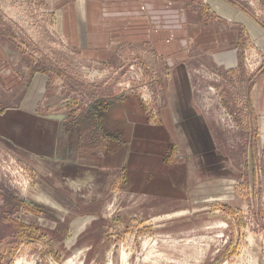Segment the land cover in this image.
Masks as SVG:
<instances>
[{
    "label": "rangeland",
    "instance_id": "374dc122",
    "mask_svg": "<svg viewBox=\"0 0 264 264\" xmlns=\"http://www.w3.org/2000/svg\"><path fill=\"white\" fill-rule=\"evenodd\" d=\"M87 2L0 0V112L28 92L36 72L48 76L37 112L63 122L60 157L101 159L109 173L107 188L89 202L68 176L34 164V154L0 134V264H264V0H177L175 38L186 21L195 28L183 54L214 144L199 140L197 160L189 127L186 145L161 127L168 64L152 45H126V31L102 29L105 42L89 47ZM104 6L103 23L106 13L120 19L116 31L138 16L124 15L123 0ZM146 17L148 32L157 20L173 24L164 14ZM211 21L238 32L234 52L194 43ZM130 96L152 127L137 130L154 146L153 157H139L151 167H137L133 143L143 137L135 139L127 121L111 132L99 118Z\"/></svg>",
    "mask_w": 264,
    "mask_h": 264
},
{
    "label": "crops",
    "instance_id": "0c3cea01",
    "mask_svg": "<svg viewBox=\"0 0 264 264\" xmlns=\"http://www.w3.org/2000/svg\"><path fill=\"white\" fill-rule=\"evenodd\" d=\"M123 1L124 15L128 13L125 11H130L131 15L135 13L138 16L132 18L126 17L125 30L120 29V31L114 30L116 25L115 22H119L120 19L115 18L111 13H106V20H104L105 23H103L101 9L102 5L104 6V0L102 2L97 0H91L89 3L87 2V8L82 9L83 16L86 15V17L89 18L91 25L90 27L86 25L87 29L89 28L88 31L91 32L90 37L86 40L87 42L94 41L91 45L88 43V46L95 47L99 45L100 41L101 44L105 42L106 38L100 39V41L98 40L102 38V34H104L101 31L102 29L109 32L111 36H114V33L118 34L126 31V45H133L134 47L152 45L154 50L159 54L156 58H162L163 62L167 63L168 67H170L168 73H171L169 85L165 88L166 105L160 112L163 120L165 119V123L163 122V126L161 127H168V131H171V135H173L181 145L182 143L185 144L187 139L192 140L191 136L187 135L189 134L187 130H185L187 127L192 130L194 144L196 142L198 144L199 140H203V138L208 140L210 136L207 133L208 130L206 126L208 124L206 118L199 114L195 106L194 87L191 85L192 73H190L191 71L188 65L189 58L186 55L188 52H184L186 54H183L184 50L189 49L188 41H193L190 37L194 34L195 28L186 21L187 25L185 28H181L182 31L179 38H175V36L178 35L177 27L173 26L177 24V0ZM134 6L137 9L133 8ZM218 8L230 17L241 19L237 13H234L231 8L225 5ZM162 14L168 16L173 24L168 28L167 26L161 28L159 25H162V23L157 20L154 26H150L152 29L148 32L146 30V15L154 16L155 19ZM83 16L81 15V17ZM73 17V21L77 22L75 14H73ZM208 24L209 31L208 34H206L208 36L204 34L202 38H197L198 40H202V42L196 40L194 43L200 46L204 45L207 49L210 48L209 52L213 54L220 53L223 55L224 52L226 55L228 51L231 53L234 52L233 49L237 48L239 43L238 32L228 31V27L223 21H221V23L211 21ZM80 26L85 28L83 22H81ZM160 28L165 29V33H162ZM203 28L208 30L206 27ZM135 29L137 31H135ZM172 29L175 31L171 32ZM76 33L74 32L75 41L79 38ZM164 34H167V36L170 34L171 38L167 37L163 39ZM159 37L162 40H159ZM234 43L235 46L233 45ZM34 77V80L30 84V88L27 90L28 92L22 96L21 99L17 100L14 106L0 112V134L5 137L8 136L12 139H16V144L19 147L34 154V164L39 166L44 164L47 168H51V173L55 175L65 174L66 177L68 176L67 180L70 182L68 186L76 191L77 194L79 193L80 197L83 196V193L80 194L78 190L85 189L88 192V196L92 197L91 200L88 201L93 202L96 200V197H98L96 195H99V192L95 190L97 188H107L109 182V173L107 172L108 165L106 162L103 164V160V163L100 162L101 159H99V163L87 164L85 163L86 161H76L68 158V156H66V158L60 157V152L65 149L60 148V142H62L64 135L62 132L63 122L61 119L58 120L54 116L49 117L37 112L41 106V98L45 93L44 90L46 89L49 79L48 76L40 72H36ZM142 107L138 98L130 96V99H125L121 106L113 105L106 111H101L102 113L99 114V118H101L102 126H106L111 132L116 128L123 129L125 125L122 126L119 125V123H122L124 120L127 121V123H129L128 130L131 131L132 128L133 137L135 139H137L136 137L138 136L143 137L141 141L138 138L135 143H133L134 147L137 146V149H134V154L138 155L136 159L137 167H151L150 163L141 164L140 160H143V158H139L144 152L152 157L155 153L154 146L147 144V137L149 134L141 130L137 132L138 129L148 126L146 124V117H144L143 111H141ZM67 139L72 141L70 137H67ZM194 144L195 155L192 157L197 160L198 156L203 154V152H201L202 150H198L199 144L196 146ZM213 145V141L210 138L208 146L212 148ZM66 147L68 148V146ZM212 154H214L213 150ZM85 194L87 195V193Z\"/></svg>",
    "mask_w": 264,
    "mask_h": 264
},
{
    "label": "bare ground",
    "instance_id": "6f19581e",
    "mask_svg": "<svg viewBox=\"0 0 264 264\" xmlns=\"http://www.w3.org/2000/svg\"><path fill=\"white\" fill-rule=\"evenodd\" d=\"M181 213H182V212H181ZM125 259H126V257L123 256V258H122V262H124ZM16 264H20V261H18ZM22 264H23V263H22ZM26 264H31V263H27V262H26ZM65 264H75V263H73L71 260H69V261H67Z\"/></svg>",
    "mask_w": 264,
    "mask_h": 264
}]
</instances>
